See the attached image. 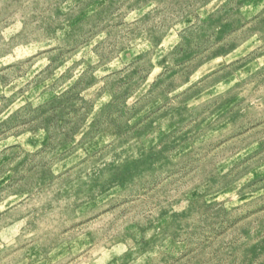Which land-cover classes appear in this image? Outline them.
<instances>
[{"label":"rangeland","instance_id":"374dc122","mask_svg":"<svg viewBox=\"0 0 264 264\" xmlns=\"http://www.w3.org/2000/svg\"><path fill=\"white\" fill-rule=\"evenodd\" d=\"M0 264H264V0H0Z\"/></svg>","mask_w":264,"mask_h":264}]
</instances>
